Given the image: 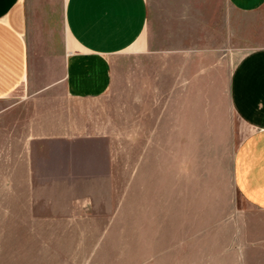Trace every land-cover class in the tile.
I'll return each instance as SVG.
<instances>
[{
    "label": "rangeland",
    "instance_id": "1",
    "mask_svg": "<svg viewBox=\"0 0 264 264\" xmlns=\"http://www.w3.org/2000/svg\"><path fill=\"white\" fill-rule=\"evenodd\" d=\"M174 1L148 0L153 51L115 63L107 95L88 103L100 116L71 104L108 136V164L87 172L79 151L50 173L52 147L51 170L34 162L27 177V137L59 135L61 98L24 82L0 101V264H264V212L233 178L252 127L228 93L238 60L264 45V9L225 7L232 22L212 26L203 12L199 28L192 13L165 12Z\"/></svg>",
    "mask_w": 264,
    "mask_h": 264
},
{
    "label": "crops",
    "instance_id": "2",
    "mask_svg": "<svg viewBox=\"0 0 264 264\" xmlns=\"http://www.w3.org/2000/svg\"><path fill=\"white\" fill-rule=\"evenodd\" d=\"M48 4L49 11H40L41 0H0V101L25 82L33 96L49 93L60 97L64 109L63 120L56 123L59 135L54 136V145L46 141L54 137L28 135L29 178L35 175L34 167H44L41 162L46 163V170H54L50 173H63L68 159L81 158L75 154L79 151L90 166L87 172L93 171V162L100 163L98 158L103 157L108 164V136L94 130L90 121L78 122L82 114H77L71 104L82 103L80 109L88 108L93 117L100 116L88 103L92 105L107 95L115 63L122 57L153 51L148 0H51ZM225 7L242 15L255 14L264 9V0L164 2L169 16L192 13L199 28L203 12L211 26L220 18L231 23L232 16ZM136 44L139 46L134 48ZM229 79L231 107L252 127L236 148L235 189L251 207L264 212V45L241 57ZM82 113L88 118L91 112ZM52 147L59 155L50 168L47 163Z\"/></svg>",
    "mask_w": 264,
    "mask_h": 264
}]
</instances>
